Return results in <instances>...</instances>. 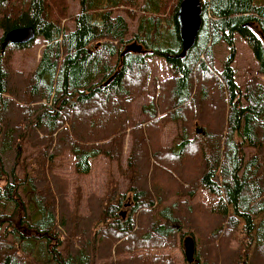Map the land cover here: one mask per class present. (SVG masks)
Returning a JSON list of instances; mask_svg holds the SVG:
<instances>
[{"label": "trees", "instance_id": "16d2710c", "mask_svg": "<svg viewBox=\"0 0 264 264\" xmlns=\"http://www.w3.org/2000/svg\"><path fill=\"white\" fill-rule=\"evenodd\" d=\"M179 1L166 13L162 0H78L71 30L62 27L63 2L51 6V0H0V202L13 206L11 215L0 211V264H96V259L107 264H184L170 253L156 254L177 242L180 232V248L187 235L196 237L195 264H264V83L259 79H264V0L201 3L202 28L183 57ZM26 27L43 39L37 66L27 78L12 63L16 50L32 42L2 48L6 33ZM235 35L258 63L243 91L232 67ZM130 43L147 54L121 55ZM219 43L227 45L229 56L214 76L206 63L212 64L211 49ZM152 57L164 60L169 77L159 84L160 99L153 96L143 107L145 116L154 118L161 110L173 125L193 103L201 120L181 122L180 140L157 155L142 141L140 158L139 149L125 158L121 182H110L104 198L89 200L91 222L82 218L68 227L62 219L59 225L47 187L40 189L28 174L18 180L14 167L6 170L5 158L13 154L18 165L24 144L33 145L38 133L47 150L56 155L69 151L77 174H89L92 160L101 154L115 160L121 146L114 148L101 134L114 121L124 118L126 123L123 103L135 97L134 86L145 93L147 60ZM22 186L27 206L18 193ZM198 190L212 196L204 209L194 208L204 212L200 220L189 222L192 209L184 213L180 208L186 201L155 206L194 197ZM256 217H261L258 224ZM230 234L234 239L227 251Z\"/></svg>", "mask_w": 264, "mask_h": 264}, {"label": "rangeland", "instance_id": "374dc122", "mask_svg": "<svg viewBox=\"0 0 264 264\" xmlns=\"http://www.w3.org/2000/svg\"><path fill=\"white\" fill-rule=\"evenodd\" d=\"M58 1L64 3L66 11V17L62 21V27H67L72 30L73 24L71 19L78 13V0H51V6H55ZM162 1L166 13H168L170 11V7H172L174 4V0ZM117 12L119 13L121 10ZM123 13L129 12L128 10H125ZM135 25L136 23L133 22L131 29H134ZM2 35L3 34L0 30V37H2ZM235 36H233L234 62L232 67L235 73V83L238 85L239 89L243 91L244 81L257 74L258 65L247 45H244L243 41L238 36ZM31 44L32 45L26 49L16 50L12 63L13 68L15 70L17 69L22 71L26 78L28 77L27 73L33 71L37 66L43 48V39L41 37H37ZM132 45L137 44H128V46ZM125 52L126 50H124L121 55H124ZM140 53L145 55L147 54L144 52L143 48H141ZM228 56L229 50L226 44L219 43L212 47L210 56L212 64L209 65L206 63V65H208V68H210L211 73H213L214 76H216V74L221 71ZM147 63V69L149 72L147 71L145 93L140 92L142 89H144L141 88V86H134L135 89L132 90V95L135 97L130 101L129 104H126L125 102L123 103L124 108L122 113H124L126 116V123L124 118L120 123L114 121L111 123V127L101 134L107 136L109 138L108 141L112 140L110 143L113 144L114 142V148H119L121 146L120 153H118L119 156H122L120 159L117 155L115 160H110L101 154L92 160V170L90 173L87 175H80L75 172L74 160L69 151L64 150L59 152L60 154L56 155L52 148L47 150V148L42 146L39 142L43 140V134L38 133L37 137L34 138L35 143L33 145L29 142V145L24 144L18 165L13 163V154H9L5 158L6 170L10 172L11 168L14 167V174L18 180H22L24 175L28 174V176L30 175L36 178L40 189H45V187H47L48 193L54 200V206L56 207L55 214L59 225L62 219L66 222L68 227H71L76 221L82 218L85 219L86 222H91L90 213L86 209V207L88 208L89 200L104 198V194L107 193L110 188V182L114 183L116 181L118 184L121 182L123 176L122 172L125 170V158L130 152L137 151V149L140 150L138 157L140 158V155H142L144 151V149H142V141H146L147 144L149 143V145H151L150 148L152 151L154 150V152H156H153V155H157L159 152H165L166 149L170 148L174 145V143L180 140V136L183 135L182 128L184 127L182 123H186V119L188 122L196 121L197 119L201 120L200 116L192 108L193 103L187 107L183 114L181 112L182 123L177 122L171 125V123H168L167 121L169 115L167 113H161V110H157L154 118H148L147 115L145 116L143 107L151 102L153 96L158 95L157 99H160L159 95L161 93V89L159 88V84L165 82V79L169 77V72L164 60L152 57L147 60ZM195 92H197V90L193 89L192 94L194 95ZM241 102L245 104L243 99ZM177 114H179V112H177ZM162 116L167 117L163 119ZM64 126L61 129L69 128V126ZM122 127L124 131L120 133V129ZM199 132H201V129L198 130V133ZM100 144L104 143H97V145L102 148ZM103 150L109 151V149ZM247 154L249 157L252 152L247 150ZM48 156H51L52 159H49ZM216 182H220L218 177L216 178ZM23 188V186L20 187L18 189V193L25 206H27L29 202L28 195L25 193ZM211 198L212 196L209 194L198 190L194 197H189V195L187 197H175L165 202V204L155 206L158 209H162V207L171 205L173 203L186 201L185 205H181L180 208L181 211L184 210V213H189L188 209H192L193 213H191V215L193 217L189 218V222H193L196 219L200 220L201 215L204 214V212L199 214V212L194 211V208L196 206H203L202 209H204V205L211 201ZM0 211L5 215H11L13 212V206L9 203L7 204L1 201ZM261 217H256L254 219V223L258 224L261 220ZM67 226L64 227V235L66 239H69L70 236L67 231ZM198 226L199 225H197V227ZM200 226L202 229H204V224H200ZM184 230L186 231V228H183L181 231L184 232ZM180 234L181 232L179 235ZM179 235H176L178 240V237H180ZM209 235H214V232H212V230L209 231ZM187 236L195 239L194 241L196 244V237L193 235ZM233 239V234H230V236L226 238V240L230 241V243H228L229 246L226 247L227 251L228 248L231 247V241H233ZM72 240L75 242L74 238H72ZM178 240L177 242L174 240L173 244L170 243L169 246L157 252L156 254L170 253L186 264V262H184L185 256L183 245L180 248L178 246ZM63 248L64 246L59 248V250H63ZM194 249L193 257L194 260L197 261V245H195ZM220 254L222 257L225 256V252H221ZM96 260V264H107L105 260ZM195 261L192 264H195Z\"/></svg>", "mask_w": 264, "mask_h": 264}, {"label": "water", "instance_id": "95a60500", "mask_svg": "<svg viewBox=\"0 0 264 264\" xmlns=\"http://www.w3.org/2000/svg\"><path fill=\"white\" fill-rule=\"evenodd\" d=\"M200 0H180L176 19L179 29V38L182 44L181 57L187 51L192 49L196 43L197 36L202 27ZM35 38V34L30 27L19 28L10 31L5 35V42L12 44H27ZM141 46L132 45L127 47L126 52L140 53ZM195 242L188 237L183 242L184 258L188 264H192L194 260Z\"/></svg>", "mask_w": 264, "mask_h": 264}, {"label": "bare ground", "instance_id": "6f19581e", "mask_svg": "<svg viewBox=\"0 0 264 264\" xmlns=\"http://www.w3.org/2000/svg\"><path fill=\"white\" fill-rule=\"evenodd\" d=\"M180 2V1H179ZM201 3H203V0H200V4ZM202 8V7H201ZM202 19V18H201ZM202 23H203V21H202ZM13 30H15V29H13ZM12 31V30H11ZM10 32V31H9ZM8 32V33H9ZM7 34V33H6ZM5 34V35H6ZM5 35H4V38H5ZM3 38V43H2V48H5L8 44H11V45H27V44H29V43H31V42H33L35 39H36V35H35V38L32 40V41H30V42H28L27 44H12V43H9V42H5V39ZM129 47V46H128ZM127 49V48H126ZM125 49V50H126ZM125 53H128V52H125ZM124 53V54H125ZM130 53H133V52H130Z\"/></svg>", "mask_w": 264, "mask_h": 264}, {"label": "crops", "instance_id": "0c3cea01", "mask_svg": "<svg viewBox=\"0 0 264 264\" xmlns=\"http://www.w3.org/2000/svg\"><path fill=\"white\" fill-rule=\"evenodd\" d=\"M259 3H262L261 2V0H258V4ZM236 36H238V35H236ZM235 36V37H236ZM235 37H234V39H235ZM239 37V36H238ZM240 38V37H239ZM241 39V38H240ZM242 40V39H241ZM243 41V43H244V45H246V42L244 41V40H242ZM248 47V46H247ZM249 49V48H248ZM250 50V49H249ZM251 51V50H250ZM252 53V52H251ZM253 55V54H252ZM254 57V56H253ZM255 59V58H254ZM256 61V60H255ZM234 62V61H233ZM257 63V62H256ZM257 65H258V63H257ZM257 69H258V67H257ZM221 71H222V69H221ZM221 71H219V73L221 72ZM259 79L264 83V79L261 77V76H259Z\"/></svg>", "mask_w": 264, "mask_h": 264}, {"label": "built area", "instance_id": "2783aa9c", "mask_svg": "<svg viewBox=\"0 0 264 264\" xmlns=\"http://www.w3.org/2000/svg\"><path fill=\"white\" fill-rule=\"evenodd\" d=\"M203 3H207V0H203Z\"/></svg>", "mask_w": 264, "mask_h": 264}, {"label": "flooded vegetation", "instance_id": "af4514ba", "mask_svg": "<svg viewBox=\"0 0 264 264\" xmlns=\"http://www.w3.org/2000/svg\"><path fill=\"white\" fill-rule=\"evenodd\" d=\"M124 212H125V211H123V213L121 212L120 214H122V215L124 216Z\"/></svg>", "mask_w": 264, "mask_h": 264}]
</instances>
